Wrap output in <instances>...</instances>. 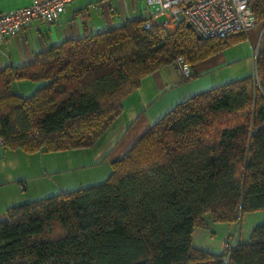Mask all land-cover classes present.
<instances>
[{
  "label": "trees",
  "instance_id": "trees-1",
  "mask_svg": "<svg viewBox=\"0 0 264 264\" xmlns=\"http://www.w3.org/2000/svg\"><path fill=\"white\" fill-rule=\"evenodd\" d=\"M257 23L264 0H254ZM148 15L0 70V139L27 153L93 146L142 79L181 55L191 66L247 34L199 38L181 21L148 29ZM257 75L178 103L112 163L103 181L9 206L0 264H264V219L219 253L196 247V226L264 212V46ZM192 76V75H191ZM47 80L32 94L14 81ZM228 257V261L226 258Z\"/></svg>",
  "mask_w": 264,
  "mask_h": 264
},
{
  "label": "crops",
  "instance_id": "crops-1",
  "mask_svg": "<svg viewBox=\"0 0 264 264\" xmlns=\"http://www.w3.org/2000/svg\"><path fill=\"white\" fill-rule=\"evenodd\" d=\"M32 2L34 0H0V13L28 6ZM137 4L136 0H116L115 2L114 0H73L55 22L33 20L18 35L6 37L0 41V70L9 65H29L38 54L51 46L112 29L130 19L148 15L150 6L147 1L144 0L143 7L141 6L139 11ZM261 28H263L262 21L251 28L249 33L260 36ZM250 46L248 57L251 58L258 45L252 42ZM224 50L194 64L192 76L187 79L181 75L177 63L161 67L146 75L140 87L124 99L121 115L97 142L85 151H90L92 158L97 163L103 162L111 172L112 163L178 103L235 79L227 74L226 67H221V62L225 61L226 57L223 54ZM255 69L256 64L253 60L252 67L250 64L245 75L235 76L240 78V76L255 74ZM25 81H14V84L18 85L20 90ZM4 150L7 149L4 148ZM20 184L27 188L24 181ZM12 202L11 198L3 201L0 207L1 216L9 206H12Z\"/></svg>",
  "mask_w": 264,
  "mask_h": 264
},
{
  "label": "rangeland",
  "instance_id": "rangeland-1",
  "mask_svg": "<svg viewBox=\"0 0 264 264\" xmlns=\"http://www.w3.org/2000/svg\"><path fill=\"white\" fill-rule=\"evenodd\" d=\"M136 2L139 11L140 7H143L144 0H136ZM166 18V15H161L157 21L162 22ZM262 24L264 28V21ZM263 28H261L260 36L248 31V36L223 51L226 57L225 61L221 62V67H226L227 74L232 75V78L238 79L239 77L236 78L235 75H245L250 64L252 67L253 56L248 57L250 43L264 46ZM14 83L15 91L30 95L46 84L47 80H26L22 83L20 90ZM85 149L27 153L20 149L4 150L3 146H0V207L7 198L12 199L11 205H18L106 179L110 172L109 167L103 162L97 163L90 151ZM22 181L27 188L21 186ZM0 217L3 216L0 215ZM263 219V210L244 213L237 222L214 221L207 218L208 226L195 227L193 244L198 248L219 253L225 248L224 243L228 244V241L230 242L233 238L236 243L240 240H248L252 229L262 223Z\"/></svg>",
  "mask_w": 264,
  "mask_h": 264
},
{
  "label": "built area",
  "instance_id": "built-area-1",
  "mask_svg": "<svg viewBox=\"0 0 264 264\" xmlns=\"http://www.w3.org/2000/svg\"><path fill=\"white\" fill-rule=\"evenodd\" d=\"M150 6L145 27L155 26L167 31H174L181 21L191 23L199 36L203 38L227 37L236 32L248 33L257 24L253 8L254 0H146ZM73 0H34L32 4L0 13V41L6 37L18 35L33 20L46 23L55 22L60 13L66 11ZM167 18L158 22L157 18ZM264 29V28H263ZM259 45L254 49L253 59L257 65ZM176 62L183 78H190L192 66L181 56ZM257 69V68H256ZM255 69V75L257 70ZM4 145L0 139V146ZM236 244L233 238L228 244V257ZM228 257L226 260L228 261Z\"/></svg>",
  "mask_w": 264,
  "mask_h": 264
},
{
  "label": "water",
  "instance_id": "water-1",
  "mask_svg": "<svg viewBox=\"0 0 264 264\" xmlns=\"http://www.w3.org/2000/svg\"><path fill=\"white\" fill-rule=\"evenodd\" d=\"M187 25H188L189 27H192L191 23H189V22H187ZM199 38H201V36H199Z\"/></svg>",
  "mask_w": 264,
  "mask_h": 264
}]
</instances>
